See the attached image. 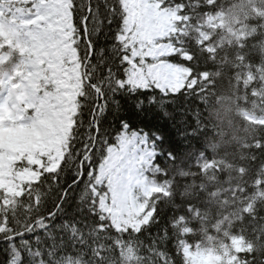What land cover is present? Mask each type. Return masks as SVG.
<instances>
[{"label": "snow or ice", "instance_id": "snow-or-ice-1", "mask_svg": "<svg viewBox=\"0 0 264 264\" xmlns=\"http://www.w3.org/2000/svg\"><path fill=\"white\" fill-rule=\"evenodd\" d=\"M167 3L0 0V198L16 199L15 192H20L23 199L32 190L29 185L40 182L25 179L27 173L39 171L59 189L48 221L78 189L85 205L80 211L98 226L97 235L116 231L112 210H136L125 160L129 149L135 150V138L106 140L110 117L119 112L121 101L127 104L135 94L144 127L162 133L154 141L172 146L175 132L169 120L182 115L179 100L198 89L197 84L178 82V65L190 69L188 80L199 79V73L193 67L195 54L184 53L159 14ZM165 105L172 114L158 110ZM138 115L129 110L117 120L116 131ZM81 223L87 221L62 220L57 227L75 232ZM24 235L0 241V264H25L24 253L14 261L8 247Z\"/></svg>", "mask_w": 264, "mask_h": 264}, {"label": "trees", "instance_id": "trees-1", "mask_svg": "<svg viewBox=\"0 0 264 264\" xmlns=\"http://www.w3.org/2000/svg\"><path fill=\"white\" fill-rule=\"evenodd\" d=\"M164 7L182 17L172 35L184 53L195 54L199 79L187 82L198 85V94L189 92L179 100L182 115L169 120L175 132L172 146L154 141L162 133L144 127L135 94L127 104L121 101L119 112L110 117L111 127L106 128L111 134L105 138L117 143L127 130L146 135L153 144L150 180L166 191L148 201L156 213L151 226L139 236L134 233L140 229L125 237L120 233L128 230L113 225L115 232L97 235L98 226L80 211L85 205L79 189L48 221L59 189L51 185V177L39 175V184L29 185L32 190L23 199L9 197L7 204L0 200V241L25 233L14 246L8 245L14 261L23 252L25 264H188L184 246L232 250L233 240L241 238L248 249L236 254L237 264H264V122H251L244 115L264 119V0H168ZM226 12L235 23L224 19ZM211 16L219 17L220 24H210ZM221 99L234 105L241 131L228 148L217 152L207 138L214 127L210 113ZM129 110L139 115L117 132V120L126 118ZM158 110L173 112L167 105ZM73 218L87 224L73 225L75 232L58 229L62 220Z\"/></svg>", "mask_w": 264, "mask_h": 264}, {"label": "rangeland", "instance_id": "rangeland-1", "mask_svg": "<svg viewBox=\"0 0 264 264\" xmlns=\"http://www.w3.org/2000/svg\"><path fill=\"white\" fill-rule=\"evenodd\" d=\"M159 14L163 17L166 27L170 30V34H175L176 23L182 20L178 10L168 9L162 7L159 9ZM210 24H220L219 17H209ZM186 54V53H185ZM180 75L178 82L182 85L189 76L190 71L182 66H178ZM245 117L254 123H262L264 119L257 117L248 112L244 113ZM125 137L135 138V150L129 149L130 155L125 157L126 160V175L130 174L131 183L133 186L131 202L135 205V211L125 212L121 210L111 211V223L119 231H126L128 229L139 230L142 225L149 222L153 210L148 208V201L153 194L162 192L166 189L163 186H156L151 183L150 174L152 172V165L155 159L156 151L153 144L148 140V137L139 132L123 131L119 136L117 142H122ZM48 171V169H45ZM40 173L28 172L25 179L36 181ZM2 177V173H0ZM4 183L0 178V185ZM16 196L20 195V192H15ZM9 197L0 199L2 203L7 204ZM147 209V211H145ZM248 247L245 245L241 238H235L232 242V250L223 248L221 250H214L211 248L196 247L191 249L189 246H184L183 254L188 264H237L236 254L246 251Z\"/></svg>", "mask_w": 264, "mask_h": 264}, {"label": "clouds", "instance_id": "clouds-1", "mask_svg": "<svg viewBox=\"0 0 264 264\" xmlns=\"http://www.w3.org/2000/svg\"><path fill=\"white\" fill-rule=\"evenodd\" d=\"M224 19L235 23L230 13L226 12ZM223 94H226V92ZM210 115L214 121V127L211 135L207 138V144L210 148L219 152L231 145L232 140L238 136L241 128L235 119V107L230 101L221 99L219 104L212 109Z\"/></svg>", "mask_w": 264, "mask_h": 264}]
</instances>
